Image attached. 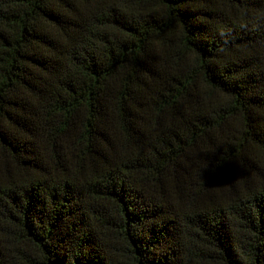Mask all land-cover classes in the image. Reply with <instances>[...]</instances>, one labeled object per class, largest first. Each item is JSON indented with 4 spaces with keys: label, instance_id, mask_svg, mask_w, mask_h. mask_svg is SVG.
<instances>
[{
    "label": "trees",
    "instance_id": "obj_1",
    "mask_svg": "<svg viewBox=\"0 0 264 264\" xmlns=\"http://www.w3.org/2000/svg\"><path fill=\"white\" fill-rule=\"evenodd\" d=\"M0 264H264V0H0Z\"/></svg>",
    "mask_w": 264,
    "mask_h": 264
}]
</instances>
